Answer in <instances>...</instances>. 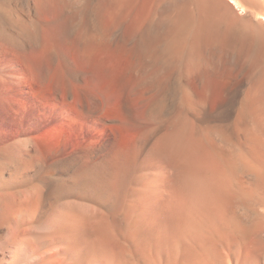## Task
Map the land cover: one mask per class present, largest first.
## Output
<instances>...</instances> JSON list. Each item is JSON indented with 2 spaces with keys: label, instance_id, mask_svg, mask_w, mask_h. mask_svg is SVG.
I'll return each instance as SVG.
<instances>
[{
  "label": "bare ground",
  "instance_id": "1",
  "mask_svg": "<svg viewBox=\"0 0 264 264\" xmlns=\"http://www.w3.org/2000/svg\"><path fill=\"white\" fill-rule=\"evenodd\" d=\"M48 1L24 0V6L20 7L18 0H0V48L20 53L32 44H29L30 39L39 41L40 28H45L54 42L72 44L80 53L89 49L88 46L93 47L95 54L103 55L101 72L110 78L114 76L118 46L115 0H92L87 7V15L92 22L90 27L79 28L75 37L71 35L72 39L67 37L66 25L72 21L73 15L79 16V13L74 14L70 7L71 3L81 2L55 0L57 15L46 18ZM205 1L212 6L209 13L202 11ZM220 1L148 0L146 27L139 33L137 44L133 43L131 48L140 68L148 71L157 57L154 45L160 38H164L171 52L176 53L186 45L191 33L193 39L205 38L209 34L210 38L216 39L219 32L224 31L228 41L225 50L238 49L242 55L234 61L228 59V63L226 60L227 70L236 74L228 77L221 88L211 80L208 82L214 85L213 88L207 82L205 86L199 84L201 87L199 89L198 86L199 90L195 88V92L193 86L189 89L187 85L180 84L175 99L177 106L168 118L163 117L158 101H155L157 106H153L151 117L155 124L143 128L141 146L149 161L155 163L153 171L147 174L145 189L149 229L146 234L149 237L140 232L134 208L118 199V184L106 179L103 174L105 165L98 161L100 146L84 145L73 151L70 159L76 164L66 172L67 180L58 178L53 183L27 185L32 176L27 169L31 165L28 162L33 161L34 169L40 168L42 163L37 159L30 136L19 135L20 132H29V129L23 128L12 140L13 147L22 156H14L15 162L7 165L10 168L7 179L0 176L4 185L18 183L15 190L0 192V219L5 224L0 236L1 251L7 242L19 239L40 255V264H82L86 254L78 251L75 258L61 257L52 249L56 235L72 227L74 234L70 235L74 245L94 251L98 249L97 228L111 224L117 228L119 236L112 238L115 241L113 245V241L109 244L111 249L103 248L102 244V251L93 252L98 264H241L238 261L240 250L248 247L253 236L259 237L264 230V25L248 21L238 27L236 20L228 25L226 15L229 13L217 8L223 3ZM240 1L251 14L264 17V0ZM163 22L168 26L165 33L157 35L151 32L152 26ZM129 49L124 48L125 55H128ZM222 51L224 54L225 51ZM221 61L214 63L219 65ZM159 79L163 83L162 78ZM6 80L1 82L6 83ZM65 82L67 93L71 92V87L81 89L85 88L84 83H88L89 91L81 98L79 114L86 119L100 115L104 105L97 94L101 89L89 75L73 70ZM79 82L83 84L79 85ZM164 100L159 103L163 105ZM11 110L9 107L0 108V118ZM52 127L58 141L53 152L62 159L68 147L66 134L61 124ZM63 172V169H56L50 173L61 175ZM19 185L27 186L22 188ZM49 191L56 197L58 217L64 218H59L62 221L58 222L55 216L57 222L46 220L35 228L37 223L33 222L37 219L34 216L45 213V207H51L42 203ZM74 194L96 202L85 205L68 199ZM102 196L111 201L102 202ZM24 198L29 199L25 207L21 203ZM86 219L93 223L94 230L86 231L81 227V221ZM75 220L79 222L70 224Z\"/></svg>",
  "mask_w": 264,
  "mask_h": 264
},
{
  "label": "rangeland",
  "instance_id": "2",
  "mask_svg": "<svg viewBox=\"0 0 264 264\" xmlns=\"http://www.w3.org/2000/svg\"><path fill=\"white\" fill-rule=\"evenodd\" d=\"M79 1L81 3H71L70 7L74 14L76 12L79 13L80 16L79 18L78 14H75V16L72 14L73 22L70 21L66 25L67 37H70V39L73 38L72 36L75 37V34L79 32V28L83 29L84 26V28L87 26V28H89V24L92 23L87 13V7L92 0ZM147 1L148 0H115L114 16L118 46H116L117 56L114 76L112 75L111 78L109 75L101 72L102 54L99 56L97 52L95 54L93 47L88 46L90 47L89 49L87 48L80 53L72 44L68 45L64 42H61L62 44L59 42L58 44V42H54L50 37L51 34L47 30L46 32L45 28H40L41 33L39 41L36 39H30L29 41L28 39L29 44L32 42V44H30L32 47H30L26 40L29 47L26 48L27 50L24 49L22 52L20 51V53L1 46L0 108L9 107L12 110L8 112V115L0 118V176L7 179V171L10 170L7 165L15 162L14 156L15 158L22 156L18 154L16 148L13 147L12 140H14L15 135L23 128L29 129V132H20L19 135L23 134L30 136L32 147L35 149L38 156L37 159L42 163L40 168L34 169L32 166L33 161L28 162L31 165L30 168L27 169L32 175L29 184L27 183V185L30 186L33 184L41 185L47 182L51 183V181L53 183L56 179L58 180V178H61L62 181L64 179L67 180L68 176L66 172L72 169L76 164V161L70 159L73 151L84 145L100 146V149H98V161L103 163V166L105 165V172L103 174L106 179L113 180L118 184V199L124 205L130 204L134 208L136 224L140 232L142 234L145 232V235H143L148 238L149 236L147 234L149 229L147 227V198L145 190L146 178L148 172L153 171L155 163L149 161L141 146L144 129L146 126H149V124L151 125V123L155 124V120L153 121L151 118L153 114L152 108L157 106V102L155 101H158V107L163 117L168 118L173 114L177 106V100L175 99L177 98L180 84L187 85L189 89L193 86L192 89L195 92L196 89H200L201 86H199V84L205 86L208 85L207 82L211 80L213 84L216 81V83H218L217 87L221 88L226 83L228 77L235 76L236 74L230 73L226 68V64L230 58L234 61L242 55H240L237 47V50L234 49L236 51L225 50L228 48V41L226 39L227 34L224 31L219 32V37L217 36L216 39L210 38L211 34H209L210 37L206 36V39L202 36L193 39L191 33L187 39L186 45L178 49L176 53H172L168 42L165 41L164 38H160L154 45V51L157 57L154 60L152 68L148 71H143L138 64L137 58L132 53L131 48L137 42L140 36L139 33L141 34L146 27L145 19L148 13ZM231 1L232 2L229 0H221L220 2L224 4L217 5L218 10H225L226 14L229 13L226 15V23L228 25L231 22L234 23V20H236L235 24L236 26L238 24V27L245 22L248 23V21L264 25V17L251 14L252 12L247 10L243 6L244 4L241 5L242 1L240 0V3L238 0H236V2H233V0ZM18 3L21 7L24 4V0H18ZM47 4L49 6V11L47 14L48 16H46V14L45 16L46 18H54L57 15L58 9L56 1L49 0ZM204 5L202 11L209 13L212 10V6L207 1H205ZM81 15L86 18L83 19ZM246 18L252 19L247 20ZM244 19H246V21ZM43 26L45 27V25ZM152 27L150 29L151 32L157 35H162L168 29L166 22L159 23ZM126 47L128 49L130 48L128 55L124 53V48ZM222 50L225 51L224 54ZM236 52L238 55H235L237 54ZM218 60L221 61V64L218 63L219 65H216L214 62ZM73 70L86 73L93 82L100 86L101 90L97 95L101 99L104 107L99 116L89 119L80 116L78 110L80 108L81 98L88 93L89 87L88 83H84L85 88L80 89L71 87V92L67 93L65 78L69 76ZM155 77H157V79ZM159 77L162 78L163 83L160 82L161 79H159ZM40 78L42 83L40 82ZM181 78L187 80V83H183L185 80L182 82ZM5 80L6 83L1 82ZM153 80L155 82L158 81L155 83ZM202 81L205 83H202ZM82 82H79V85H82ZM211 82H208L209 85L212 84ZM154 83L155 86H153ZM213 84L210 86L211 88H213ZM163 99L165 100L162 102L163 105H161L160 101ZM55 124H61V128L65 131L68 142V147L62 159L55 156L53 152L58 144L55 136L56 131L52 127ZM9 142L11 145H9ZM66 160H68L70 164H67ZM56 169H63L64 172L61 174L62 176L50 173L51 170ZM17 184L4 185L0 182V192L13 191L15 187H18ZM27 185L19 186L25 188ZM51 194V191L47 192L43 200L45 203L42 202L43 204H50L51 207H45V213L42 212L43 214L39 213L34 216L37 219L36 222H33L34 224L37 223V225L35 224L36 226L34 225L35 228L39 226V224L41 226L42 222H47L46 220L52 221L53 219V221L55 220L57 222V220L54 219L55 216L56 218L58 217V211L56 212L57 208L55 206V204L57 205L56 197H54V193ZM69 197L68 199H73L85 205L96 202L92 198L77 197L75 194ZM100 198L102 202L108 203V200L111 201V199H106L104 196ZM28 201L29 199L27 200V198H24V200H21V203H24L23 206L25 207ZM39 217L43 221H41ZM44 217L48 218L44 219ZM59 218L63 219L64 216L58 217V222L62 221ZM39 220L41 222H39ZM78 222L79 221L75 220V222L72 221L70 224H77ZM4 225L3 220L0 219V236L3 234L2 227H4ZM80 225H82L81 227L86 231H92L95 228L93 223L87 219L81 221ZM60 234L56 235L55 241H53L51 246L53 247L52 249L56 250L55 252L59 254V256L69 258H75L77 257V253L82 252L86 254L85 261H83L84 263L82 262V264H98L93 252L95 253L97 250L102 251L103 248L111 249V242L113 241V245L115 241L112 240V238L116 239L117 236H119V232L114 225L107 224L99 226L96 232L98 249L93 251L87 247H85L84 250L83 247H76L74 245L72 240L74 229L72 227H68L67 230L66 228L63 229ZM15 240L16 239L7 242V246L5 245L2 251L0 250V264H40L42 262L40 255L34 252L31 246L22 243L19 239ZM151 243L153 244L152 241ZM102 244L104 247L101 249L100 246ZM62 245H67L70 248H64ZM263 256L264 230L260 232L259 237L253 236V241L248 247L246 246L240 250L238 253V261L241 264H264Z\"/></svg>",
  "mask_w": 264,
  "mask_h": 264
}]
</instances>
